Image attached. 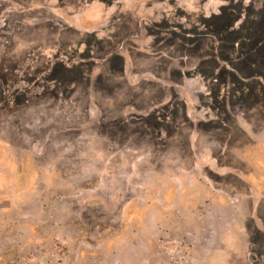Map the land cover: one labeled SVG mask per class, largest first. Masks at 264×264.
<instances>
[{"label":"rangeland","instance_id":"obj_1","mask_svg":"<svg viewBox=\"0 0 264 264\" xmlns=\"http://www.w3.org/2000/svg\"><path fill=\"white\" fill-rule=\"evenodd\" d=\"M230 2L0 0V264H264V64L148 30Z\"/></svg>","mask_w":264,"mask_h":264},{"label":"trees","instance_id":"obj_2","mask_svg":"<svg viewBox=\"0 0 264 264\" xmlns=\"http://www.w3.org/2000/svg\"><path fill=\"white\" fill-rule=\"evenodd\" d=\"M230 1L229 5L221 7V12L218 14L199 15L197 22L190 29L185 28L182 23L176 25L175 28L177 29H171L170 14L166 13L160 23L148 30L160 38L179 37L184 41H193L208 37L210 31L213 30V21L218 23L231 21V24L234 25L240 20L235 28L224 35H219L218 38L221 40L228 37L234 38L232 49L239 58L236 62L239 76L241 78L255 77L262 74L260 69H263L264 64V20L261 17L264 10V0H250L247 4L244 3V0H237L236 3V0ZM175 12L177 16L185 17L188 21L192 19V15L182 8H177ZM257 40L261 41L260 55H263L259 58L252 57L247 51L250 42H257Z\"/></svg>","mask_w":264,"mask_h":264}]
</instances>
